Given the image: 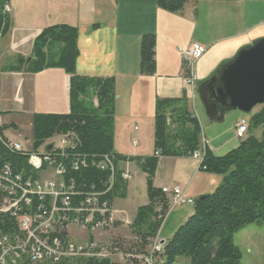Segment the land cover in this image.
<instances>
[{
    "label": "crops",
    "instance_id": "0c3cea01",
    "mask_svg": "<svg viewBox=\"0 0 264 264\" xmlns=\"http://www.w3.org/2000/svg\"><path fill=\"white\" fill-rule=\"evenodd\" d=\"M7 7L11 25L0 37V126L6 127V139L17 142L27 138L23 132L31 133L34 114L69 113V76L63 70L25 72L38 35L51 26L66 25L77 29L75 73L114 79L116 155L151 157L156 102L181 98L187 99L201 128L200 141L204 140L213 155L237 146L236 128L244 118L236 110L221 111L218 104L206 110L198 88L232 62L242 48L264 39V0H188L175 13L159 8L155 0H9ZM146 36L154 39L152 74L142 73L140 67L141 42ZM192 44L201 48L203 55L194 66L197 83L190 87L177 49ZM22 60L21 71H3L20 67ZM89 103L95 106V98ZM262 106L254 113L253 108L250 116ZM11 133L12 139L7 135ZM56 138L45 142L42 151L49 150ZM28 142L32 144L31 135L23 144ZM199 164L195 155L160 158L153 186L159 190L177 186L193 201L209 195L220 178L200 171ZM117 167L128 176L126 196L111 203L116 219L111 231L95 237L129 241L125 223H132L137 209L148 203L146 177L134 162H119ZM192 212L183 206L169 211L157 240H170Z\"/></svg>",
    "mask_w": 264,
    "mask_h": 264
},
{
    "label": "trees",
    "instance_id": "16d2710c",
    "mask_svg": "<svg viewBox=\"0 0 264 264\" xmlns=\"http://www.w3.org/2000/svg\"><path fill=\"white\" fill-rule=\"evenodd\" d=\"M158 7L171 13L180 11L188 0H155ZM9 0H0V37L10 29V17L5 11ZM154 39L146 36L141 42V72L152 74ZM78 57L77 29L66 25L44 29L34 40L32 58L26 73L61 69L69 76V113L65 115L34 114L31 121L32 150L37 152L45 142L58 136H68L72 147L63 158L57 159L65 168L63 179L73 183L70 206L74 207L93 193L99 203L109 208L115 199L126 196V181L118 169L119 162H134L146 177L148 203L137 209L127 226L129 241L112 238L121 243L124 254L149 256L162 222L170 209V198L153 186L160 158H188L202 151L201 128L190 111L186 98L158 100L155 104L153 147L154 154L146 158H124L113 151V115L115 83L113 78L81 77L75 73ZM18 68L3 71H21ZM95 98L96 105L89 103ZM0 126V168L8 166L11 175L36 179L37 173L28 165L26 156L10 152L4 145ZM260 135L257 136L258 130ZM237 147L217 157L205 146L199 170L221 177L213 193L196 199L192 215L154 254V264H240V250L232 238L243 227L264 223V105L248 121L245 136ZM109 157L113 172L100 170L97 165ZM76 168H73L75 167ZM110 178L112 185L109 188ZM10 200L0 194V209ZM36 204L34 202L33 206ZM32 207L16 206L0 211V236L18 233V219ZM115 223L113 224V227ZM112 227V228H113ZM111 231V230H110ZM109 231V232H110ZM92 240V236L89 237ZM20 264H30L24 261ZM42 264H141L128 259L68 258L57 263Z\"/></svg>",
    "mask_w": 264,
    "mask_h": 264
},
{
    "label": "built area",
    "instance_id": "2783aa9c",
    "mask_svg": "<svg viewBox=\"0 0 264 264\" xmlns=\"http://www.w3.org/2000/svg\"><path fill=\"white\" fill-rule=\"evenodd\" d=\"M5 11L9 12L7 6ZM177 54L182 63L185 83L192 87L197 83L194 66L203 51L192 44L178 48ZM247 129V120H239L237 137L240 139L245 136ZM4 145L10 152L26 156L28 165L37 175L36 179L26 178L22 181L19 176L11 175L8 166L0 168V194L10 200L9 205L2 206L0 211L16 206L29 208L36 202L28 214L18 219V233L0 236V264H20L24 261L30 264L48 261L57 263L68 258L112 259L118 263L132 259L139 260L141 264H154V254H159L162 248L157 238L153 241L149 256L143 257L122 253L121 243H115L113 239L100 240L95 237L97 234H107L116 221L113 209L109 208L107 202L99 203L96 194L91 193L78 205L70 206L74 185L65 182V168L57 161L72 147L68 136H58L49 150L41 152L33 151L29 142L21 144L5 139ZM201 146L204 150L203 139ZM195 156L201 161L202 153ZM97 167L113 172L109 157H105ZM122 179H128L126 173L122 174ZM111 185L112 178L109 188ZM161 192L170 197L169 211L176 207L193 205V200L186 198L183 190L177 186L163 188ZM128 225L125 223L126 227ZM81 235L84 237H80ZM90 236L92 240H89Z\"/></svg>",
    "mask_w": 264,
    "mask_h": 264
},
{
    "label": "water",
    "instance_id": "95a60500",
    "mask_svg": "<svg viewBox=\"0 0 264 264\" xmlns=\"http://www.w3.org/2000/svg\"><path fill=\"white\" fill-rule=\"evenodd\" d=\"M200 87L206 110L218 104L221 111L230 109L249 115L253 108L264 105V39L242 48L232 62Z\"/></svg>",
    "mask_w": 264,
    "mask_h": 264
},
{
    "label": "rangeland",
    "instance_id": "374dc122",
    "mask_svg": "<svg viewBox=\"0 0 264 264\" xmlns=\"http://www.w3.org/2000/svg\"><path fill=\"white\" fill-rule=\"evenodd\" d=\"M258 110V106H256L253 109V113ZM240 117L246 119H250L249 115H244L241 113H237ZM227 123V122H226ZM222 126V125H221ZM261 129L258 130L257 136L260 135ZM10 139L14 138L11 134H7ZM24 139H16L17 142L23 144L24 140H30V132H23ZM17 138V137H16ZM237 143H239L240 140L236 139ZM238 145V144H237ZM237 146H234V148H231L224 154L217 156L221 157L228 153L229 151L235 149ZM37 151H42V148H40ZM219 183L221 181V177H219ZM219 183L217 185H219ZM217 187V186H216ZM216 189V188H215ZM214 189V190H215ZM214 190L211 192L213 193ZM183 208L186 209H192L191 205H185ZM105 235V234H103ZM84 237V236H82ZM101 240V239H100ZM233 244L240 250L241 253V260L240 264H264V223L259 224H251L243 227L240 231L235 233L232 238Z\"/></svg>",
    "mask_w": 264,
    "mask_h": 264
}]
</instances>
